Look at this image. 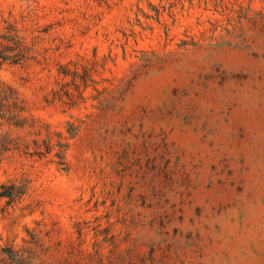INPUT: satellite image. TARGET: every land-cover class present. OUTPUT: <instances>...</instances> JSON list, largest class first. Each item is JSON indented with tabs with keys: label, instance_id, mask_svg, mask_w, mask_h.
<instances>
[{
	"label": "rangeland",
	"instance_id": "rangeland-1",
	"mask_svg": "<svg viewBox=\"0 0 264 264\" xmlns=\"http://www.w3.org/2000/svg\"><path fill=\"white\" fill-rule=\"evenodd\" d=\"M8 26L40 133L0 162V264H264V0H0Z\"/></svg>",
	"mask_w": 264,
	"mask_h": 264
},
{
	"label": "trees",
	"instance_id": "trees-1",
	"mask_svg": "<svg viewBox=\"0 0 264 264\" xmlns=\"http://www.w3.org/2000/svg\"><path fill=\"white\" fill-rule=\"evenodd\" d=\"M28 55L26 36L13 26H8L0 34V64L9 63L24 65ZM24 101L12 90H0V162L21 151L23 140L21 138L26 127L29 133L38 136L40 130L36 128V120L32 115H25ZM45 152L38 155L52 156V162L63 165L65 162V149L62 146L51 145L50 135L44 140ZM8 192L5 195H10Z\"/></svg>",
	"mask_w": 264,
	"mask_h": 264
}]
</instances>
